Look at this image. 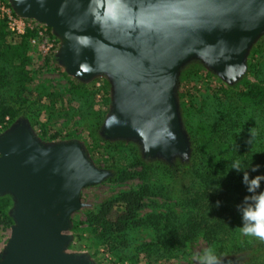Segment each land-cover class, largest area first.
<instances>
[{"label":"water","instance_id":"1","mask_svg":"<svg viewBox=\"0 0 264 264\" xmlns=\"http://www.w3.org/2000/svg\"><path fill=\"white\" fill-rule=\"evenodd\" d=\"M59 39L57 63L81 82L105 76L103 140L139 146L143 159L190 158L178 101L181 71L197 62L229 86L264 34V0H7ZM112 177L77 140L45 142L25 117L0 133V196L12 200L0 264H95L69 251L82 190ZM238 258L219 259L237 264Z\"/></svg>","mask_w":264,"mask_h":264},{"label":"rangeland","instance_id":"2","mask_svg":"<svg viewBox=\"0 0 264 264\" xmlns=\"http://www.w3.org/2000/svg\"><path fill=\"white\" fill-rule=\"evenodd\" d=\"M0 40V73H3L6 79L5 83L3 76H0V108L22 107L23 103V107L31 113L34 125L27 119L43 141L77 140L84 145L95 165L110 170L112 178L125 177L121 181H111L112 178H109L98 185L82 190L83 206L71 216L72 227L69 234L72 236V241L68 250L88 254L95 264H199V261L193 260L192 257L193 254H202L207 248V242L203 238L206 231L203 230L197 232V236L188 240L186 244L177 241L173 253L162 257L155 252L148 258L137 249L144 243L160 241L164 230L162 224L165 222L160 216L173 215L174 217V215L183 214L184 209L174 205L175 199L168 198L180 193L179 188L181 189L182 186L200 189L196 184L193 185L190 175H182L181 172L171 174L160 167L152 168L151 183L152 188L155 187L154 191L160 186L165 187L161 189L160 195H145L140 201L141 206L135 210V215L130 219L136 223H126L123 231L119 229V219L126 213L127 207L124 198L127 194L139 192L144 184L138 177L141 166L134 164L135 157L131 154V148L126 145L136 147L140 155L139 160L141 159L146 165L161 161L143 159L139 146L135 143L110 142L100 138L99 128L108 113L111 101V86L108 79L105 76H99L87 83L81 82L68 75L56 59L51 61L38 58L25 39L14 40L5 30ZM23 42H25L23 56H19L16 47L18 48ZM253 62L262 63L264 68V34L249 52L247 71L241 81L246 79L250 83H257L254 76L248 73L249 63ZM241 81L229 86L200 63L188 64L181 71L178 88L182 119L184 110L188 111L191 106L197 109L199 103L204 104L200 98L202 94H211L224 87H236ZM22 87L24 93L17 94L16 92ZM262 87L264 88V83ZM19 99L23 102L18 104L16 101ZM4 103L7 106H4ZM42 132L45 133L44 137L41 135ZM109 143H123V145L113 146ZM187 162H180V164L185 165ZM172 165L176 169V162ZM110 205L111 210L107 219L117 221L118 227L115 225L114 228H107V233L113 239V243L110 240L107 244L99 235L102 228H99L94 216L103 207ZM11 208L12 200L11 205L3 210L9 214ZM151 215H157V218L154 220ZM239 222L241 223V219ZM240 223L237 238L242 239L245 235L240 230ZM11 225L12 223L7 224L0 215V251L9 238ZM250 254L251 251L227 252L218 258L235 257L239 259L237 264H247L254 255ZM125 257H132L133 260L125 259ZM257 262L264 263V254L256 259L255 263Z\"/></svg>","mask_w":264,"mask_h":264},{"label":"trees","instance_id":"3","mask_svg":"<svg viewBox=\"0 0 264 264\" xmlns=\"http://www.w3.org/2000/svg\"><path fill=\"white\" fill-rule=\"evenodd\" d=\"M4 34L5 30L3 26H0V38ZM24 44L25 42L18 48L16 47L19 56H23ZM248 73L254 76L257 83H250L245 79L246 81H241L236 87H224L211 94H202L200 98L204 104L199 103L197 109L191 106L188 111H183L184 123L191 140V156L185 165L180 164L178 159L175 161L176 169L172 164L162 161L146 165L141 159L139 160L140 155L136 147L130 144L126 145L131 148V154L135 157L134 164L141 166L138 177L143 180L144 184L139 192L127 194L124 198L127 207L126 213L122 214L119 219L120 231L125 229L126 223H136L130 219L135 215V210L141 206L140 201L145 195H160L161 189L165 187L160 186L158 190L154 191L155 187L152 188L153 184L151 183L152 168L160 167L171 174L181 172L182 175H190L193 185L196 184L197 188L200 187L195 190L193 185L192 189L182 186L181 189L179 188L180 193L168 198L175 199L174 205L180 206L184 212L174 215V217H172L173 215L160 216L164 218L163 221L165 220L163 224L161 223L164 230L160 241L144 243L137 248L148 258L155 252H158L160 257L173 253L177 241L186 244L188 240L197 236V232L203 230L206 231L203 238L207 242V248L213 247L218 257L227 252L251 251V254L254 255L249 262L262 264L255 263V261L264 254V240L250 236H245L242 239L237 238L241 216L236 210V205L247 193L241 182L242 173L231 170V162L234 159H240L246 165L260 164L259 171L264 172L263 64L249 63ZM0 76H3L4 79L3 73H0ZM4 82L6 83V79ZM16 93L22 95L24 88L22 87ZM18 101H16L18 104L23 102L21 99ZM3 105L7 106L6 103ZM21 106L0 108V119L5 115H9L12 120L18 116H24L34 125L31 113L23 107V103ZM41 135L44 137L45 133L42 132ZM250 139L251 143L248 142ZM118 144L123 145V143L111 145L117 146ZM256 174L258 173L251 175ZM124 179L123 176L112 178L111 181ZM261 187L264 189V184ZM217 201H220L219 207L216 206ZM9 205H11V198L8 195L0 196V215L7 224L12 223V218L3 209ZM110 210L111 205L103 207L94 216L95 222L99 228H102L99 235L107 244L110 240L113 243V239L107 233V228H114L115 225L118 227L117 221L107 219ZM151 216L154 220L157 218V215ZM125 259L133 260L132 257H125Z\"/></svg>","mask_w":264,"mask_h":264},{"label":"clouds","instance_id":"4","mask_svg":"<svg viewBox=\"0 0 264 264\" xmlns=\"http://www.w3.org/2000/svg\"><path fill=\"white\" fill-rule=\"evenodd\" d=\"M248 142L251 143V139ZM260 168V164L246 165L240 159L231 162V170L242 173L241 182L247 193L236 205V210L241 216L240 230L245 236L264 240V189L261 187L264 184V172H260ZM252 173L258 174L253 176ZM219 205L220 201H217L216 206ZM192 259L199 261V264H220L215 249L211 246L205 248L202 254H193Z\"/></svg>","mask_w":264,"mask_h":264},{"label":"built area","instance_id":"5","mask_svg":"<svg viewBox=\"0 0 264 264\" xmlns=\"http://www.w3.org/2000/svg\"><path fill=\"white\" fill-rule=\"evenodd\" d=\"M0 26L14 40L25 39L38 58L51 61L56 59L59 39L52 33L51 28L42 21L16 14L7 0H0ZM15 119L12 120L9 115L3 116L0 119V133Z\"/></svg>","mask_w":264,"mask_h":264}]
</instances>
